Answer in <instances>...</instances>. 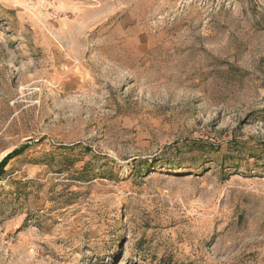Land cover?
Wrapping results in <instances>:
<instances>
[{"label":"rangeland","instance_id":"obj_1","mask_svg":"<svg viewBox=\"0 0 264 264\" xmlns=\"http://www.w3.org/2000/svg\"><path fill=\"white\" fill-rule=\"evenodd\" d=\"M0 264H264V0H0Z\"/></svg>","mask_w":264,"mask_h":264},{"label":"trees","instance_id":"obj_2","mask_svg":"<svg viewBox=\"0 0 264 264\" xmlns=\"http://www.w3.org/2000/svg\"><path fill=\"white\" fill-rule=\"evenodd\" d=\"M28 148V145H25L17 150H14L10 154H8L0 163V175L5 172V168L9 164V162L17 156H20L24 153V151Z\"/></svg>","mask_w":264,"mask_h":264},{"label":"built area","instance_id":"obj_3","mask_svg":"<svg viewBox=\"0 0 264 264\" xmlns=\"http://www.w3.org/2000/svg\"><path fill=\"white\" fill-rule=\"evenodd\" d=\"M26 1V0H25Z\"/></svg>","mask_w":264,"mask_h":264}]
</instances>
